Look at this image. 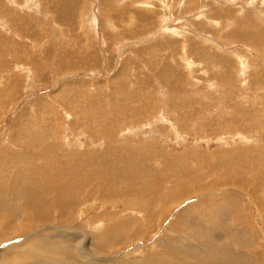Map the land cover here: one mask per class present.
Instances as JSON below:
<instances>
[{
    "label": "rangeland",
    "instance_id": "1",
    "mask_svg": "<svg viewBox=\"0 0 264 264\" xmlns=\"http://www.w3.org/2000/svg\"><path fill=\"white\" fill-rule=\"evenodd\" d=\"M263 44L264 0H0V150H38L61 170L48 178L53 183L70 182L79 169L75 158L98 152L114 190L131 182L148 195L142 209L92 204L76 213L68 226L77 230L60 231L65 239L53 235L65 252L61 262H85L77 255L85 237L92 264L156 255L175 256L177 264L199 256H206L202 264H264ZM137 154L149 171L119 163ZM18 167L4 174L16 176ZM145 180L152 182L142 187ZM99 213L119 216L121 234L111 247L126 243L114 253L102 249L109 242L92 237L104 230ZM32 226L6 223L0 239ZM18 241L0 244L9 250L0 253V264H8Z\"/></svg>",
    "mask_w": 264,
    "mask_h": 264
},
{
    "label": "bare ground",
    "instance_id": "2",
    "mask_svg": "<svg viewBox=\"0 0 264 264\" xmlns=\"http://www.w3.org/2000/svg\"><path fill=\"white\" fill-rule=\"evenodd\" d=\"M68 1V0H67ZM178 1V0H177ZM99 6V5H98ZM56 8V7H55ZM63 8V7H62ZM165 10V9H164ZM166 12V11H165ZM214 16V15H213ZM257 35V34H256ZM235 36V35H233ZM238 36V35H237ZM243 36V35H242ZM246 36V35H245ZM258 37V36H257ZM256 37V38H257ZM260 37V36H259ZM241 38V37H240ZM255 41L256 39L254 37H252ZM262 38V37H261ZM238 39V38H237ZM243 39V38H242ZM183 41V40H182ZM259 41V38H258ZM261 41V40H260ZM171 42V41H170ZM174 42V41H173ZM262 43V42H261ZM182 45V43H181ZM264 45V44H263ZM261 46V45H260ZM20 51V50H19ZM12 58V56H11ZM28 59V58H27ZM214 60V59H213ZM216 60V59H215ZM4 70V69H3ZM8 73V72H7ZM9 75V73H8ZM5 77H3L2 79H4ZM9 80V79H8ZM8 91V90H7ZM11 91V90H10ZM6 97V96H5ZM1 98V95H0ZM179 102V100H177ZM3 104V99H0V105ZM179 117V116H178ZM180 121H178L179 123ZM28 126V125H26ZM47 128V127H46ZM55 128V127H54ZM42 129V128H41ZM105 129V128H104ZM113 129V128H112ZM33 130V129H32ZM15 131V130H14ZM17 131V128H16ZM25 131V130H24ZM40 131V130H39ZM103 131V130H102ZM27 132V130H26ZM33 132V131H32ZM110 132V131H109ZM19 133V132H17ZM23 133V132H22ZM29 133V132H27ZM31 133V132H30ZM103 133V132H102ZM101 133V134H102ZM16 134V133H14ZM35 134V133H34ZM34 134L32 135V138L34 136ZM104 134V133H103ZM19 135V134H18ZM24 135V133H23ZM22 135V136H23ZM26 136L28 134H25ZM30 135V134H29ZM28 135V137H29ZM39 135V134H38ZM53 135V134H52ZM97 135V134H96ZM21 136V138H22ZM25 136V137H26ZM37 136V134L35 135V137ZM54 136V135H53ZM23 137V139L25 138ZM34 137V138H35ZM38 137V136H37ZM41 137V136H40ZM43 137V136H42ZM49 139L48 135L46 136ZM60 137V136H59ZM58 137V138H59ZM102 136H100L101 138ZM20 138V137H19ZM39 138V137H38ZM56 136V140L58 139ZM89 138V137H88ZM94 138V137H92ZM92 138L90 137V139L92 140ZM97 138V137H96ZM99 138V137H98ZM31 139V138H30ZM42 138H40L41 140ZM88 139V140H90ZM17 140V139H16ZM32 140V139H31ZM29 140V141H31ZM37 140V139H36ZM61 140V139H60ZM99 140V139H98ZM97 140V141H98ZM22 141V140H21ZM26 141V140H24ZM28 141V140H27ZM76 141V140H75ZM96 141V140H95ZM101 141V140H100ZM100 141L99 144H100ZM17 142V141H16ZM74 142V141H73ZM80 142V141H78ZM91 142V141H90ZM140 142V141H139ZM13 143H15L13 141ZM64 143V142H62ZM75 143V142H74ZM88 145V142H85ZM19 145L21 143H18ZM38 144V143H37ZM82 144V142H81ZM103 145V143H101ZM109 144V143H108ZM144 144V142L142 143ZM39 145V144H38ZM44 145V144H43ZM42 145V146H43ZM86 145V146H87ZM98 145V144H97ZM26 147L22 149L21 152H18L17 154H8L7 152H2V150H0V157L4 158L1 161H5L4 166H0V226L4 225V224H11V223H16L19 222L21 223L22 221H26L32 225V227H28L27 229L24 230V233L21 235V233H19L20 235L15 234L14 236H12L14 239L9 238L11 240H5V239H0V244L4 243L5 241H18L19 239H23L22 237H24L23 240L18 241L16 243L12 244V247L14 249H16V251H11L13 254H11V258L10 261H8V264H65L64 262H61L64 258H65V252L63 250L60 249L61 245L60 242L57 243L56 241H54L53 235L57 234V238L62 239L61 234L59 233L60 231H72L73 230H77L76 228V224L73 227H69L68 223H74L76 220V213L78 212H82L83 214L85 212H88L90 210V205H96L99 204L101 207H108V205L112 208L118 207L117 205H115L116 203L121 205L119 207H121L124 211L126 210H133V209H142L143 206L148 202V195L143 194L142 193V188L139 186H132L129 183L124 184L125 186H123V188H121V190L119 192H117L116 190L113 189L112 186V179L108 176V174L105 173H109L106 171H104L105 169V165L104 164H100L99 162V157L98 156V152L95 155H93L94 157L92 158H87L86 156H82V157H77L75 158V161L77 162L79 169L77 172V177H71L69 180L71 184L68 183H61L60 181H56L53 183L52 180H48L49 177H57L59 176L61 170L60 169H56V168H51L52 165L54 164L52 161H47L44 160L43 161V157L42 154L38 151V150H31L27 145H25ZM85 146V145H84ZM85 146V147H86ZM89 146V145H88ZM96 146V145H95ZM107 146V145H106ZM134 146V145H133ZM140 146V145H139ZM156 146V145H155ZM91 147V146H90ZM94 147V146H93ZM116 147V146H115ZM138 147V146H137ZM142 147V146H140ZM89 148V147H86ZM96 148V147H95ZM107 148V147H106ZM105 148V149H106ZM120 148V147H119ZM122 148V147H121ZM131 148H133L131 146ZM131 148H128L129 150ZM143 148V147H142ZM151 148L150 146H148L147 149ZM153 148V147H152ZM33 149V148H32ZM46 149V148H45ZM71 149V148H69ZM68 149V150H69ZM75 149V148H74ZM104 149V150H105ZM124 149V148H122ZM121 149V150H122ZM141 149V148H140ZM63 150V149H62ZM81 149H79L80 151ZM83 150V148H82ZM88 150V149H87ZM92 150V149H90ZM94 150V149H93ZM107 150V149H106ZM111 150V149H110ZM113 150V148H112ZM120 150V151H121ZM127 150V151H129ZM150 150V149H149ZM153 150V149H152ZM61 151V150H60ZM95 151V150H94ZM93 151V152H94ZM103 151V150H102ZM101 151V152H102ZM118 151V150H117ZM132 150H130L129 152H131ZM134 151V150H133ZM140 151V150H139ZM64 152V151H63ZM100 152V151H99ZM106 152V151H105ZM109 152V151H108ZM123 152V151H121ZM126 152V151H125ZM124 152V153H125ZM128 152V153H129ZM147 152V150H146ZM151 152V150H150ZM162 152V150H161ZM47 153V152H46ZM60 153V152H58ZM67 153V152H66ZM65 153V154H66ZM141 153V152H140ZM139 153V154H140ZM63 153H61L60 155H62ZM70 154V153H69ZM119 154V153H118ZM127 154V152L125 153ZM124 154V155H125ZM139 154L138 157H132L130 158L129 156L126 155V157L129 158H124L119 161V163L123 166V167H134V170L137 169H143V170H148L149 171V167L144 163H139ZM44 155V154H43ZM67 155V154H66ZM117 155V154H116ZM122 155V154H121ZM130 155V154H128ZM141 155V154H140ZM143 155V154H142ZM146 155V153H145ZM165 155V154H164ZM46 156V155H45ZM68 156V155H67ZM88 156V155H87ZM91 156V154H90ZM100 156V154H99ZM109 156V155H108ZM123 156V155H122ZM147 156V155H146ZM149 156V155H148ZM166 156V155H165ZM10 157L14 160L12 163H8ZM48 157V155H47ZM65 157V156H64ZM63 157V158H64ZM103 157H104V153H103ZM121 157V156H120ZM143 157V156H142ZM151 157V156H150ZM159 157V156H158ZM162 157V156H161ZM175 157V156H174ZM72 158V157H71ZM113 158V157H112ZM141 158V157H140ZM153 158V157H151ZM160 158V157H159ZM66 159V158H64ZM68 159V158H67ZM70 159V158H69ZM74 159V156H73ZM161 161L163 160L162 158H160ZM145 160V159H144ZM115 161V160H114ZM154 161V160H152ZM73 162V161H72ZM71 162V163H72ZM15 164V166L17 167V165L21 164V167H18V169H16L17 175L15 176L12 175L11 178H9V174H4V171H10V167L12 166V164ZM124 163H127L126 165ZM26 164L31 165L30 168H27ZM44 165H48L49 168L47 166ZM89 168H91V171L89 170ZM107 168V167H106ZM113 168V166H112ZM70 169H72L70 167ZM75 169V168H73ZM131 170V168H129ZM77 170V168L75 169ZM112 170V169H111ZM129 170V171H130ZM31 171V172H30ZM93 171V172H92ZM113 171V170H112ZM123 171V170H122ZM128 171V172H129ZM133 171V170H132ZM146 171V172H148ZM74 172V171H72ZM92 172V173H91ZM105 172V173H104ZM142 170H138L137 174L138 176H140ZM68 173V172H67ZM118 173V172H117ZM127 173V172H126ZM133 173V172H132ZM135 174V173H133ZM168 174V173H165ZM113 176V175H112ZM111 176V177H112ZM130 176V175H127ZM133 176V175H132ZM131 176V177H132ZM143 176V175H142ZM145 176V175H144ZM147 176V175H146ZM176 176V175H175ZM17 177V178H16ZM137 177V175L135 176ZM141 177V176H140ZM158 177V176H157ZM173 177V176H172ZM197 177V176H196ZM67 178V177H66ZM129 178V177H128ZM165 178V177H164ZM218 178V177H217ZM221 178V177H220ZM17 179V180H16ZM143 179V178H142ZM193 179V178H192ZM235 179V178H234ZM58 180V179H57ZM116 180V179H115ZM121 180V179H120ZM130 180V179H128ZM149 180V179H148ZM147 180V181H148ZM153 180V179H152ZM151 180V182H152ZM171 180V179H170ZM196 180V179H195ZM218 180V179H217ZM232 180V179H231ZM145 180V182H143L141 184V186H149L151 184V182H147ZM253 181V180H252ZM124 182V181H123ZM122 182V183H123ZM137 182V180L135 181ZM142 182V180H141ZM197 182V181H196ZM221 182V181H220ZM219 182V183H220ZM195 183V182H194ZM193 183V184H194ZM218 183V184H219ZM226 183V182H225ZM114 184V182H113ZM136 184V183H135ZM162 184V182H161ZM198 184V183H197ZM119 185V184H118ZM221 185V184H220ZM116 185H114L115 187ZM161 186V185H160ZM159 186V187H160ZM119 187V186H118ZM169 187V186H168ZM172 187V186H171ZM191 187V185H190ZM197 188V187H196ZM206 188V187H205ZM210 188V187H209ZM225 188V187H224ZM147 189V188H146ZM145 189V190H146ZM154 189V188H153ZM156 189V188H155ZM180 189V192L183 191L184 189ZM200 189V188H198ZM208 189V188H207ZM118 190V189H117ZM170 190V189H169ZM173 191V190H172ZM171 191V192H172ZM194 191V190H193ZM161 192V191H160ZM196 192V191H195ZM218 193V192H217ZM159 194V193H158ZM170 194V193H169ZM229 194V193H227ZM164 195V193H163ZM183 196H188V193H183ZM181 195V196H182ZM169 196V195H167ZM179 196V194L177 195ZM225 196V194H224ZM170 197V196H169ZM160 198V197H158ZM157 198V199H158ZM179 198V197H176ZM181 198V197H180ZM222 198V197H221ZM188 199V198H187ZM150 200V198H149ZM155 200V198H154ZM156 201V200H155ZM189 201V200H188ZM151 202V200H150ZM153 203V202H152ZM186 204V203H185ZM170 205V204H169ZM183 205V204H181ZM180 206V205H179ZM87 207V208H86ZM147 208V205H146ZM167 202H162L161 203V208L160 210L162 211H167ZM190 208V207H189ZM102 209V208H101ZM104 209V208H103ZM99 210V209H98ZM154 211V214L156 212V209H154L153 207H149L148 211L150 213V215L152 214V212ZM108 214V213H107ZM106 214V215H107ZM96 215V214H95ZM132 215V214H131ZM93 218V216H91ZM95 217V216H94ZM111 218V222L108 221L109 218ZM105 217L102 214H98L95 218L98 220L96 222H100L101 220L106 221L105 225H104V230L103 232H100L92 237H94L95 241H101L100 245H104L105 243L107 244L109 242V244L111 245H106L104 249L105 252L107 253H114L116 252L118 248L117 245L122 244V243H126V240L120 241L118 240L116 245L111 247L113 244L110 243V241L113 240V238L115 236H118L120 233L116 234V231L120 226V222L117 221L116 219L119 217L118 214L113 213L108 216ZM82 218V217H81ZM90 219V218H89ZM93 220V219H92ZM100 220V221H99ZM261 220V219H260ZM161 221V220H160ZM95 222V221H94ZM131 222V221H130ZM129 222V223H130ZM181 222V221H180ZM43 223V224H40ZM86 223V222H85ZM88 223V222H87ZM54 224V227H51L50 225ZM104 224V223H103ZM102 224V226H103ZM18 225V223H17ZM38 225V226H37ZM49 225V226H46ZM129 225V224H128ZM43 226V227H41ZM73 226V224H72ZM85 228L87 225H84ZM83 226V227H84ZM97 226V224L95 225V227ZM156 226V225H155ZM15 227V226H14ZM35 227H41L39 230H34L33 228ZM81 227V226H80ZM92 227V225H91ZM22 228V226H21ZM64 228V229H63ZM98 228V227H96ZM73 229V230H72ZM82 229V228H81ZM93 229V228H92ZM100 230V228H99ZM112 230H114L112 232ZM151 230V229H150ZM85 231V230H84ZM98 231V230H97ZM161 231V230H160ZM127 232V231H126ZM138 233H140L139 231H137ZM151 232V231H150ZM89 233V232H88ZM243 233V232H242ZM66 234V233H65ZM64 234V235H65ZM76 234V233H75ZM85 234V233H84ZM87 234V233H86ZM80 233H78L79 236ZM90 235V234H88ZM257 235V234H256ZM21 236V237H20ZM75 236V235H73ZM84 236V235H83ZM120 236V235H119ZM140 236V238L142 240L144 235H137V237ZM64 237V236H63ZM66 237V235H65ZM64 237V239H65ZM68 237V236H67ZM81 237V236H80ZM89 237V236H88ZM87 237L88 240H90ZM56 238V237H55ZM76 237H74L75 240ZM85 238V237H84ZM84 238L82 237L81 239L79 237H77V240H84ZM91 238V237H90ZM119 238V237H118ZM127 238V237H126ZM253 238V237H252ZM258 238V237H257ZM46 239V240H44ZM67 241L69 238H66ZM86 239V238H85ZM124 239V237H123ZM58 240V239H57ZM73 240V239H72ZM73 240V241H74ZM76 240V241H77ZM87 240V241H88ZM116 240V239H115ZM256 240V239H255ZM264 240V239H263ZM262 240V241H263ZM70 241V240H69ZM75 241V242H76ZM79 242L78 244V248L80 249V255L81 257H77L79 259H83L85 260L86 264H92V261L95 262V259H93L94 257L91 254H86L85 252L87 250H83L82 248V243ZM86 242V241H85ZM261 242V241H260ZM62 243V242H61ZM73 243V248H74V242ZM77 243V242H76ZM86 244V243H83ZM259 244V242L257 243ZM263 244V242H262ZM90 245V244H89ZM235 245V244H234ZM260 245V244H259ZM72 246V245H71ZM103 246V247H104ZM172 246V245H171ZM190 246V245H189ZM254 246V244H253ZM263 246V245H262ZM67 247V246H66ZM175 247V244H174ZM188 247V245H187ZM260 247V246H259ZM264 247V246H263ZM9 248V247H8ZM177 248V247H176ZM183 248V247H182ZM218 248V247H217ZM52 249V250H51ZM63 249V248H62ZM65 250L67 248H64ZM70 249V248H69ZM68 249V250H69ZM78 249V250H79ZM85 249V247H84ZM99 249V248H98ZM134 249V248H133ZM178 249V248H177ZM243 249V248H242ZM51 250V251H50ZM73 250V249H72ZM181 250V249H180ZM179 250V251H180ZM2 251H5V253L9 250L7 249H2L0 248V253ZM90 251V250H89ZM94 251V250H93ZM165 251V250H164ZM188 251V249H187ZM208 251V250H207ZM219 251V250H218ZM225 251V250H224ZM92 252V251H91ZM99 252V251H98ZM103 251H101L102 253ZM160 252V251H159ZM163 252V251H162ZM182 252V250H181ZM222 252V251H221ZM90 253V252H89ZM206 253V252H205ZM223 253V252H222ZM97 254V253H95ZM160 254V253H159ZM208 254V253H207ZM255 254V253H254ZM73 255V254H72ZM94 255V254H93ZM163 255V254H162ZM218 255V254H216ZM215 255V257H217ZM223 255V254H222ZM225 255V254H224ZM234 255H236L234 253ZM74 256V255H73ZM181 256V255H180ZM186 256V255H185ZM226 258L228 257V255H225ZM90 257H92L90 259ZM96 257V255H95ZM155 257H160V255H156L154 257H147L143 260H136L134 261H125L124 260H120V259H114L112 260L110 257H108L107 259H103L104 262H106V264H177L175 262L176 258L175 256H171L169 260L163 259L162 260H156ZM191 257V256H190ZM201 258H199V260L196 261H192L194 259L190 258V261H186L184 264H202V263H206V262H202V259L205 258L203 256H199ZM254 257V255H253ZM76 258V256L74 257ZM104 258V257H102ZM113 258V257H112ZM258 258V257H257ZM78 259V260H79ZM137 259V258H136ZM218 259V257H217ZM221 259V258H220ZM73 260V259H72ZM128 260V258L126 259ZM178 260H180L178 258ZM215 260V258H214ZM246 260V259H244ZM254 260V259H253ZM70 261V260H69ZM220 261V260H219ZM262 261V260H261ZM80 263H83L81 261H79ZM84 262V263H85ZM98 262V261H97ZM101 262V261H99ZM227 262V260H226ZM77 263V262H76ZM83 263V264H84ZM219 262H217L218 264ZM232 263V262H231ZM246 263V262H245ZM72 264V263H70ZM78 264V263H77ZM97 264V263H96ZM182 264V263H179ZM212 264V263H211ZM223 264V263H222ZM228 264V263H225ZM230 264V262H229ZM237 264V262H236ZM248 264V262H247ZM250 264V263H249Z\"/></svg>",
    "mask_w": 264,
    "mask_h": 264
}]
</instances>
